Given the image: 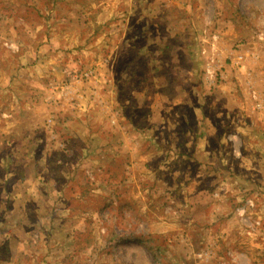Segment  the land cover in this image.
<instances>
[{
    "label": "rangeland",
    "instance_id": "rangeland-1",
    "mask_svg": "<svg viewBox=\"0 0 264 264\" xmlns=\"http://www.w3.org/2000/svg\"><path fill=\"white\" fill-rule=\"evenodd\" d=\"M30 40L52 44L25 47ZM113 48L112 63H104ZM247 48L264 57V0H0V77H60L59 86L72 82L81 90L111 95L121 86L116 92L120 102L110 97L119 106H110L116 108L97 123L103 131L98 141L117 156H107L108 165L99 172L84 171L91 185L73 183L72 195L87 192L78 199L65 195L66 213L53 217L58 219L55 223L64 219L68 227L55 224L57 230L48 240L33 232L27 249L15 253L11 263L2 257L10 256V246L20 250L22 243L17 249L14 239L4 241L0 234V264H183L194 251H201V240L206 239L209 249L214 237L219 239L217 249L239 254L234 264H264V149L251 146V138L244 139L245 155L233 143V157L224 161L231 174L221 193L234 208L222 216L226 221L219 226L194 220L190 203L195 189L209 181L194 178L203 169L186 155L191 148L167 147L165 159L153 163L159 172L155 180L153 171H147L150 178L143 174L146 169L130 177L126 166L131 158L119 156L110 139L118 126L135 124L133 108L150 102L156 88L177 93L196 88L201 77L209 90L225 68L233 73L249 66L251 71L258 52ZM38 60L41 65L35 64ZM210 77H215L213 83ZM250 98V110L263 107L261 101L256 108ZM192 100L188 96L184 110L189 124L196 109ZM5 101L0 98V120L10 115ZM244 117L253 121L252 116ZM94 180L106 183L105 190L96 188Z\"/></svg>",
    "mask_w": 264,
    "mask_h": 264
},
{
    "label": "crops",
    "instance_id": "crops-1",
    "mask_svg": "<svg viewBox=\"0 0 264 264\" xmlns=\"http://www.w3.org/2000/svg\"><path fill=\"white\" fill-rule=\"evenodd\" d=\"M25 44L27 48H43L51 46L52 42L30 40ZM225 46L229 47V44ZM244 50L241 49V52ZM246 51L257 50L247 48ZM109 53L104 56V63H112L115 49ZM229 55L234 60V54ZM21 57V64H25V58ZM39 61L35 64L41 65ZM248 67L233 69V73L232 69L225 68L218 84L209 90L202 85L204 79L201 77H198L196 88L184 87L177 93L156 88L152 91L153 99L150 102L133 108L135 124L118 126L110 138L117 145L115 148L119 156L125 154L131 158L130 166L125 165L130 177L135 170L141 172L146 169L143 174L148 175L147 171H153L151 177L158 178L155 177V173H159L157 165L153 163L165 159L167 147L187 145L191 148L186 155H191L192 160L203 169V173H195L194 178L203 179V183L209 181V185L205 182L195 189L197 194L190 203L195 211L194 220L200 225L217 223L219 226L226 221L222 216L234 208L221 193V186L229 181L231 174L224 161L228 155L233 157V143L239 145L242 155L246 151V136L251 138V146L264 149V57L258 52L252 70L248 71ZM58 78L0 77V98L6 100L3 104L8 105L10 114L8 118L0 120V214L3 215L0 218V234L4 241L14 239L17 249L22 243L18 251L11 246L7 248L10 256L2 257L6 263L13 262L15 253L18 256L20 251L27 249V241L33 232L37 231L39 236H45L48 240L51 232L57 230L55 224L68 227L64 219L55 223L58 219L53 218L63 217L66 213L65 195L77 199L84 196L87 191L71 194L73 183L84 181L85 185H91L92 182L83 175L84 171L97 169L99 172L102 166L108 165L106 157L116 155L112 151L106 152L103 143L98 141L103 137V131L98 130L100 127L97 123L109 114L110 108H116L110 106H119L120 94L116 92L120 91L121 86H117L118 89L111 95L102 90H81L72 82L62 87ZM105 80H108L107 77ZM113 81L116 84V78ZM255 93L263 102V107L252 111V108L249 109L250 96ZM111 96L118 102H110ZM188 96H193L191 103L194 101L196 108L193 124L187 122L184 112L188 107ZM92 98L93 101L90 100ZM244 115L252 116L253 121L248 123ZM161 132L168 135L167 140L172 141L163 139ZM95 143L103 147L97 149V145H93ZM216 176H219L218 180ZM104 185L106 183L100 181L94 183L96 188L103 187V191ZM115 195L118 196L117 193ZM205 240L200 241L203 244L201 251H194L190 257H186L191 258L190 261L183 264L235 263L239 255L237 252L217 249L219 239L216 237L209 239L208 249ZM49 250L52 252L53 249Z\"/></svg>",
    "mask_w": 264,
    "mask_h": 264
},
{
    "label": "built area",
    "instance_id": "built-area-1",
    "mask_svg": "<svg viewBox=\"0 0 264 264\" xmlns=\"http://www.w3.org/2000/svg\"><path fill=\"white\" fill-rule=\"evenodd\" d=\"M210 79H211V83H213L212 80L214 81L215 77H210ZM252 98H253V100H254L255 103H256L254 106H255L256 108H260V104H259L260 101H259V100L257 101V99H256V95L252 94Z\"/></svg>",
    "mask_w": 264,
    "mask_h": 264
}]
</instances>
